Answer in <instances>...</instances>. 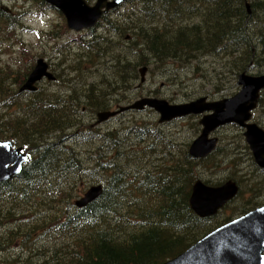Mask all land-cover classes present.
Segmentation results:
<instances>
[{
  "label": "trees",
  "instance_id": "trees-1",
  "mask_svg": "<svg viewBox=\"0 0 264 264\" xmlns=\"http://www.w3.org/2000/svg\"><path fill=\"white\" fill-rule=\"evenodd\" d=\"M247 1L251 13L246 9ZM124 6L130 7L131 12L125 15L120 10L118 15L112 16L114 18L104 17L99 29L74 34L64 25V34L52 28L51 32H46L52 40L63 41L59 49L65 47L66 53H70L66 67L58 69L59 78L64 75L68 92L39 89L32 93L34 96L26 94V101L19 103L18 98L25 94L18 90L32 68L21 73L14 65L15 70L11 65H0V139L10 136L14 143L25 148L29 157L32 156L17 178L0 186V236L8 238L0 242L3 252L10 247L3 246L16 239L23 243L21 253L27 252L30 259L38 261L41 257L44 264H163L233 216L244 215L264 202L260 203L253 193L264 189L263 182L257 180L260 169L251 163L252 170L239 176L232 170H241L242 159L231 156L213 164L216 170L211 174H221L228 169L217 178L216 185L226 179L236 180L239 186L242 182L253 181L255 186L242 185L246 194H252L247 199L242 191L230 204L239 202L231 214L224 209L217 216L200 218L192 210L190 198L200 168L208 170L207 164L199 167L201 163L189 156H176L171 146L163 145L159 151V140L153 138L158 134L155 135V129L147 121L127 129L97 132L98 127L87 119L88 112L95 116L110 109L109 101L114 95L111 89L117 88L124 95L137 88L139 81L132 77L138 68L151 66L153 56L155 61L161 57L164 61L186 57L187 52L191 54L189 43L183 44L179 37V34L191 36L190 30L171 24L180 12L201 17L192 25L193 31L198 33L196 40L217 42L209 46L202 44L196 51H202L204 56H226V61L216 70L222 74L219 87L223 86L224 79L237 76L241 71L264 70V51L261 54L259 41L264 38V0H130ZM49 8L45 0H36L35 11L31 14L38 12L36 15L43 16ZM21 17L0 6L1 43L7 40L11 47L20 43ZM113 40L118 41L116 47H106ZM234 51L239 52L237 57ZM111 53L117 54L114 61H105ZM120 96H116V102L126 97L120 99ZM18 105L21 110L9 112ZM81 144L90 148L88 166L76 147ZM132 149H136V154ZM245 149L248 153L247 147ZM232 165L238 168H231ZM209 179L212 180L207 182L209 184L215 180ZM86 180L103 184L102 196L78 208L69 199L67 188L73 190L80 181ZM39 193L42 195L40 201ZM16 200L21 201L17 209L14 207ZM47 201H53L51 206ZM30 206L37 215L31 210L26 212L33 221L28 228L23 210ZM37 230L52 234L56 244L39 249L41 246L30 236Z\"/></svg>",
  "mask_w": 264,
  "mask_h": 264
},
{
  "label": "water",
  "instance_id": "water-1",
  "mask_svg": "<svg viewBox=\"0 0 264 264\" xmlns=\"http://www.w3.org/2000/svg\"><path fill=\"white\" fill-rule=\"evenodd\" d=\"M46 1L64 14L70 30L81 31L82 29L94 27L104 14L127 0H114L112 2L97 0L95 6L87 5L85 0ZM145 71V69L141 71L142 81L145 79ZM44 78L49 81L56 80V77L49 72V65L43 59H40L22 86L21 92L36 91L35 85ZM239 85L243 89L235 97L217 103H210L209 106L205 99L180 106H170L165 101L143 99L123 108L122 111H140L145 106L152 107L161 114V122H164L190 114H199L205 110H213L214 115L203 120L205 126L204 136L193 143L190 154L194 158L207 156L215 145V141H208L209 133L218 126L238 122L240 126L247 127L245 133L247 142L257 164L264 168V133L255 125H244L249 118V112L256 107L259 91L264 88V76L252 78L243 73L239 77ZM116 114L117 112L99 113L97 123H102ZM25 161L26 157L21 155V149L13 150L10 142L0 141V182L9 180L18 174ZM101 194V186L92 187L85 194V197L77 202V206L84 207L98 199ZM237 194L238 187L234 182L230 181L221 187L212 188L206 186L202 181H198L193 188L190 205L197 215L206 218L216 215ZM164 264H264V206L218 228L190 247L185 253Z\"/></svg>",
  "mask_w": 264,
  "mask_h": 264
},
{
  "label": "rangeland",
  "instance_id": "rangeland-1",
  "mask_svg": "<svg viewBox=\"0 0 264 264\" xmlns=\"http://www.w3.org/2000/svg\"><path fill=\"white\" fill-rule=\"evenodd\" d=\"M35 3H36V0H0V6L1 7H3V6L7 7L9 10H11L12 13H15V14L16 13L20 14V15L23 14L21 17V20H23L22 21L23 25L21 26V30L18 32V36H20V43L18 45L14 44V46L11 47V45L9 44V42L7 40H4L2 43L0 42L1 43V45H0V65L5 66L6 64H10L12 67L14 65L16 70L21 71V73H22L29 68H33L36 65L37 60L42 58V59H46V61L53 67V73L55 75L56 74L58 75V73H59L58 69H62V68L66 67V64L68 63V61L70 59V57H69L70 53H66V49L63 47H62V49H59L60 46L62 45L63 41H61V40L58 41V38L52 40L51 35H50V37H48L46 35V32H51L50 28L53 27L52 31H57L59 34H64L65 33L64 25H66L65 20L61 17V15L58 12H54L53 10H51V11H48L46 13V15L43 17L42 16L39 17V16L35 15L36 17H38V19L34 22H29L31 20V18L33 17V15H28V14H26V12H28L31 9H35ZM120 10H122L125 15L131 12L130 11L131 8L126 7V6L122 7V9H120ZM120 10L115 11L113 14L118 15ZM135 11H137V10H135ZM150 17L152 18V16H150ZM24 18H25V20H24ZM199 20H201V17H199L195 14H192L190 12L177 13L175 20L171 24L177 25V26L182 27L184 29L186 28V29L190 30L191 36L186 37V36H182L181 34H179V37L182 40L183 44H186V42L189 43L188 47L190 48V50L192 49L191 54L189 55L187 52L186 57L178 58V59L175 58L173 61L170 59H167V60L165 59L164 61H162L159 64V67H161L163 69V71H161L159 77L156 76L154 78H150V80L147 82L145 87L140 88V89L135 88L129 95L119 94V89H117V88L111 89V92L114 94L111 97V101H109L111 103V105H110L111 111L116 110L118 106H127L128 102L130 105L131 103H134L138 99L146 97L147 93H149L152 90H155L157 87H159V89L164 92V95H163L164 98H169L172 96L173 93H176V98L174 100L175 101L174 103L179 104L182 102H187V101L193 100L194 93H195L194 89L191 90V92H192L191 94L185 93L184 90L182 89V87L177 86L178 79H177L175 74L170 73V68H172V66H173L172 64L192 63L193 61H195L197 56L199 55V53L202 52V51H196V50L201 48L202 44L206 43L207 44L206 46H209L212 44L216 45L217 42L214 41L213 39H206V40H204L203 38H200L197 40L195 39V36L198 33L193 31L192 25ZM43 24H46L47 28L42 27L41 25H43ZM24 29H26V30H24ZM68 31L70 33H73L70 30H68ZM181 33H183V32H181ZM40 34H41V37H40ZM174 36H176V35H174ZM174 36H172L171 39H173ZM117 42L118 41L113 40V41H111V43H108L106 47L113 49L116 47L115 43H117ZM226 43L230 44L229 42H226ZM119 45H121V43H119ZM118 51H119V49H118ZM128 51H129V49H128ZM187 51H188V49H187ZM61 53H63V55H61ZM115 55H117V54L111 53V54L107 55V57L104 60L112 62V61H114L113 58H115ZM57 60L59 61V63ZM62 63H63V66H62ZM55 64L58 65L59 67L56 66ZM166 64H168V65H166ZM198 65H201L202 67L206 68L208 66V63H207V61L200 60V63ZM14 67H13V70H15ZM55 69H57V70L55 71ZM166 69L168 70L167 73L165 71ZM260 70L261 69L255 68L254 71L259 72ZM63 77H64V75H62L59 79H57L56 82L45 81L44 83H42L40 88H42L44 90L48 89L51 92H56V93L57 92H63L64 93L67 90L66 89L67 82H64L65 79ZM196 77L197 78L194 80V83L199 88H201V85L207 83V80L204 77H202V73L197 72ZM235 78L236 77L232 76V78L230 80H235ZM167 87H170L172 90L168 91ZM205 88L207 91H209V89H210V87L208 85L205 86ZM138 91H140V92H138ZM134 92H137V94ZM119 95L126 96L123 98H122V96L119 97L120 99L122 98V102H120V103L115 101L116 96H119ZM195 96L197 98L200 95L196 93ZM25 99H26V95L19 97L17 101L19 103H21V101L24 102ZM125 104H127V105H125ZM19 109L20 110L22 109L20 105L15 106L14 109L9 110V112L10 111H18ZM123 112L125 114L121 113V115L107 121L108 123L107 122L103 123L102 124L103 127L100 126L101 129L103 128L102 130H104V131L108 130L109 128H121V129H123V128H127L126 125H128V124H129L128 126H131L133 124L139 123L141 120L147 121L151 118H155V115L151 114L148 111H146V112L143 111L141 113H139V112L133 113V111H129V112L123 111ZM130 112H132V113H130ZM126 113H128V114H126ZM95 118H96V115L94 116V115H92V113L88 112L87 119H89L88 120L89 123L90 122L93 123ZM157 119H158V117H157ZM257 120L261 123H264V118L257 119ZM100 127L97 128V132L99 130H101ZM165 129H166L165 131H167V132L168 131L180 132L184 138L180 141H183V142L187 141L191 136H192V138L195 136V132H194L193 128L188 129L189 130L188 131L183 126V123H178V121L169 125ZM238 133H241V131L237 128H233L232 126L225 128L222 131H220L219 137L221 138V136H225V140L220 142L219 147H220L221 151H220L218 156H220L222 154L221 152H223V156H222V158H223V157H225L224 155H226L232 149L234 142H233V140H228L227 136L231 137L232 135H234V137H237ZM195 138L196 137H194L193 139H195ZM4 140H11V137L9 136V138H5ZM97 143H98L97 140L94 141V145ZM15 146L20 147L21 144L15 143ZM76 147H77L78 151L80 152V155L82 156V158L86 162L85 165L86 166L90 165V163H91V160L89 159V157L91 155L90 148L86 144L85 145L84 144L77 145ZM132 151L134 154H136V149H132ZM222 158L220 157V159H222ZM261 180L264 182V178H261ZM97 184L98 183L93 182L92 180H86L85 182L80 181L79 185H76L73 188V190H71L70 188L69 189L67 188V191L69 193L68 197H69V199H71V202L74 203L76 200H78L80 198L79 195L80 194L82 195V192H84L86 188L88 189L91 186L97 185ZM242 184H246L248 186H255L253 181H247V182H244ZM262 192H264V189L262 190ZM41 197H42V195H40V193H39V195H38L39 201L41 200ZM259 200L264 201V196L262 198H260ZM51 203H53V201H47V205L51 206ZM19 205H21V201L16 200V203L14 204V206L16 207L15 209H17V206L19 207ZM65 205H67V204H65ZM238 205H239L238 201L235 204L230 205L228 210H226L227 214H231L233 209ZM31 207L32 206H30V208ZM30 208H26L23 210L24 214H25V216H23V218L25 217L23 220H25L27 218L26 220H28V221L25 220L26 221L25 225L28 226V228H31V225H33V221L29 220L30 218L28 217L26 212L28 210H31L33 212V214L36 215L35 214L36 210H34L32 208L30 209ZM42 224H46V223H42ZM48 224H50V223H48ZM56 224H57V222L53 223V226H51V227L54 228V226ZM44 232H45V234H42ZM44 232L43 231L40 232L37 230L35 232H32V235L30 234V236L34 239V241L36 242V244L38 246L39 245L41 246L43 244L42 247L39 248L42 250H44L48 246L51 247V246L55 245V244H53V243H55V238L53 237V235L50 233H46L45 230H44ZM42 238H43V240H42ZM4 239H8V238H6V236H0V242H2ZM22 245H23V243L17 241L16 239H14L12 241L9 240L8 243H6L3 246V248L10 246L9 250L10 249L11 250L6 251V252H8V253H6L5 251L2 252V250L0 249V264L1 263L5 264L6 262H7L6 264H44V263H42L43 258H40L38 261L37 259L35 260L34 258L30 259L29 258L30 256L28 255L27 252L26 253H21V252L19 253V251H21V250H20V248H17V247H20ZM11 247H13V248H11ZM37 249H38V247H37ZM27 251H29V249ZM18 255H19V257H18ZM20 255H23V256H20ZM27 257H28V259H27ZM14 258H16V259H14ZM1 260H3V261H1ZM3 262H5V263H3Z\"/></svg>",
  "mask_w": 264,
  "mask_h": 264
},
{
  "label": "flooded vegetation",
  "instance_id": "flooded-vegetation-1",
  "mask_svg": "<svg viewBox=\"0 0 264 264\" xmlns=\"http://www.w3.org/2000/svg\"><path fill=\"white\" fill-rule=\"evenodd\" d=\"M92 0H86V2L87 3H89V5H93V3H95L94 2V0L91 2ZM118 9H120V8H116V9H114V10H112L110 13L109 12H107L106 14H104L103 16H105V17H108V18H113L112 16H113V13L115 12V10L117 11ZM54 12H58L59 13V10H57V9H52ZM112 14V15H111ZM109 15V16H108ZM111 15V16H110ZM85 32H87V31H84V32H82V33H85ZM162 57L161 58H159L157 61H155V56H153V64L151 65V66H149L148 68H149V73H148V77L150 76L151 78H154V77H159V75H160V73H161V71H163V69L161 68V67H159V64L162 62ZM153 68V70L151 71V69ZM50 71H52L53 72V67H51V65H50ZM151 71V72H150ZM166 71V73L168 72V70L166 69L165 70ZM172 70L170 69V72H171ZM150 77H149V79H148V81L150 80ZM57 79H59V76L57 75ZM45 81H43L42 83H44ZM42 83H41V85H42ZM165 84V83H164ZM166 85V84H165ZM145 87V86H144ZM137 88H139V87H137ZM167 90L168 91H171L172 89L170 88V87H167ZM135 93H137V92H135ZM164 92L163 91H161L160 89H159V87H157L155 90H152V91H150L149 93H147L146 94V97H148V99H151V100H166L169 104H171V105H173V104H178V103H174L175 101V98H176V93H173L172 94V96L171 97H169V98H164ZM149 96H151V97H149ZM153 96V97H152ZM146 97H143V98H146ZM173 104H172V103ZM183 103V102H182ZM146 111H148V112H150L151 114H154L155 115V118H151V119H149V120H147L148 121V123H149V125L152 127V129H155V135H157V137H155V139H158L159 140V150H161V148L163 147V145L164 146H168V147H170L171 145H172V143L174 142V141H176V140H182V139H184L183 138V136H182V134L180 133V132H178V131H165L166 129H164V127H168L169 125H171V124H173L174 122H176V121H178V123H183V126L188 130V129H190L191 128V126H192V124L194 123V118L193 117H191V116H189V117H183V118H176V119H173V120H171V121H164V122H161V115L154 109V108H146V110L144 111V112H146ZM157 117H158V119H157ZM155 121H156V123H155ZM159 126V127H158ZM159 128H161V129H159ZM189 131V130H188ZM198 131V130H197ZM196 131V132H197ZM220 131H222V130H219L218 132H217V134H214L213 135V137L214 138H217V139H219V143H220V141H221V138L219 137V133H220ZM195 132V133H196ZM160 135V136H159ZM169 138H170V140H169ZM164 143V144H163ZM218 143V144H219ZM171 144V145H170ZM1 186V185H0ZM20 249H22V248H20Z\"/></svg>",
  "mask_w": 264,
  "mask_h": 264
},
{
  "label": "bare ground",
  "instance_id": "bare-ground-1",
  "mask_svg": "<svg viewBox=\"0 0 264 264\" xmlns=\"http://www.w3.org/2000/svg\"><path fill=\"white\" fill-rule=\"evenodd\" d=\"M93 1V0H92ZM91 1V2H92ZM138 1V0H137ZM94 2H95V0H94ZM129 2V1H128ZM247 3V2H246ZM89 4V3H88ZM94 4V3H93ZM129 4V3H128ZM130 5V4H129ZM42 6V5H41ZM127 6V5H126ZM135 6V5H134ZM138 7H139V5H138ZM247 9V8H246ZM116 11V10H115ZM7 14V13H6ZM127 15V14H126ZM109 16V15H108ZM111 16V15H110ZM114 18V17H113ZM253 18H255V17H253ZM104 23V22H103ZM23 30V29H22ZM61 31V30H60ZM117 32V31H116ZM115 32V33H116ZM62 33V32H61ZM130 34H132V33H130ZM50 35V34H49ZM53 35V34H52ZM111 35V34H110ZM80 43V42H79ZM77 46H78V44H77ZM80 46V45H79ZM81 47H82V45H81ZM65 48V47H64ZM84 49V48H83ZM73 51V50H72ZM84 51V50H83ZM59 52V51H58ZM82 52V51H81ZM129 53H131V52H129ZM45 55V54H44ZM42 56V55H41ZM40 56V57H41ZM45 57V56H44ZM70 57V56H69ZM71 58V57H70ZM73 58H75V57H73ZM55 59V58H54ZM91 59V58H90ZM33 60V59H32ZM46 60V59H45ZM76 60V59H75ZM80 60V59H79ZM58 61V60H57ZM58 63H59V61H58ZM68 64V63H67ZM8 65H10V64H8ZM32 65V64H31ZM56 65V64H55ZM89 65H91V64H89ZM108 65V64H107ZM106 65V66H107ZM56 66H58V65H56ZM62 66H63V63H62ZM65 66V65H64ZM94 66V65H93ZM52 67V66H51ZM59 67V66H58ZM61 68V67H60ZM96 68V67H95ZM58 69V68H57ZM57 69H55V71L57 70ZM63 69V68H62ZM73 69V68H72ZM90 69V68H89ZM60 70V69H59ZM58 70V71H59ZM66 70V69H65ZM65 70H64V72H65ZM78 70V69H77ZM83 70V69H82ZM88 70V69H87ZM60 72V71H59ZM82 72V71H81ZM80 73V72H79ZM90 73V72H89ZM61 74H63V73H61ZM87 74V73H86ZM81 76V75H80ZM86 77V76H85ZM79 78V77H78ZM82 78V77H81ZM79 80V79H78ZM77 83H79V82H77ZM87 83H88V81H87ZM101 84V83H100ZM100 84H98V85H100ZM96 85V84H95ZM85 86V85H84ZM14 87H15V85H14ZM95 87V86H94ZM18 89V88H17ZM70 90V89H69ZM132 90H133V88H132ZM77 91V90H76ZM80 91V90H79ZM66 92H68V90L66 91ZM138 92H140V91H138ZM18 93V92H17ZM65 93V92H64ZM37 94V93H36ZM42 94V93H41ZM79 94V93H78ZM77 94V95H78ZM127 94V93H126ZM129 94V93H128ZM137 94V93H136ZM139 94V93H138ZM30 95V94H29ZM33 96H34V94H32ZM149 97H151V96H149ZM153 97V96H152ZM129 98V97H128ZM146 98H148V97H146ZM24 100V99H23ZM26 101V100H25ZM28 101V100H27ZM188 102V101H187ZM132 104V103H131ZM122 105V104H121ZM125 105H127V104H125ZM128 105H129V102H128ZM52 108V107H51ZM93 110V109H92ZM99 113H101V112H99ZM98 113V114H99ZM98 114L96 115V118L94 119V120H96L97 118H98ZM125 114V113H124ZM126 114H128V113H126ZM89 120V119H88ZM91 121V120H90ZM93 121V120H92ZM141 122V121H140ZM108 123V122H107ZM155 123H156V121H155ZM144 124V123H143ZM3 125V124H2ZM129 125V124H128ZM128 125H126L127 127H129ZM89 126V125H88ZM96 126V125H95ZM142 126V125H141ZM85 127V126H84ZM103 127V126H102ZM159 127V126H158ZM88 128V127H87ZM94 128H96V127H94ZM132 128V127H131ZM90 129V128H89ZM100 129H101V127H100ZM103 129V128H102ZM127 129V128H126ZM159 129H161V128H159ZM134 130V129H133ZM79 131V130H78ZM100 131V130H99ZM98 131V132H99ZM104 131V130H103ZM147 132V131H146ZM134 133V132H133ZM103 134V133H102ZM107 134H108V132H107ZM149 134V133H148ZM105 135H106V133H105ZM160 136V135H159ZM136 137V136H135ZM143 137H145V136H143ZM153 137V136H152ZM148 138V137H147ZM153 138H155V137H153ZM146 139V138H145ZM89 140V139H88ZM137 140V139H136ZM152 140V139H151ZM154 140V139H153ZM169 140H170V138H169ZM20 141V140H19ZM91 141V140H90ZM87 142V141H86ZM148 142H150V139H149V141ZM154 142V141H153ZM91 143V142H90ZM219 143V142H218ZM88 144H89V142H88ZM164 144V143H163ZM85 145V144H84ZM171 145V144H170ZM60 146V145H59ZM159 146V145H158ZM167 146V145H166ZM93 147V146H92ZM106 147V146H105ZM165 147V146H164ZM79 148V147H78ZM159 148V147H158ZM162 149V148H161ZM165 149V148H164ZM228 149V148H227ZM102 150V149H101ZM109 151H110V149H108ZM224 150V149H223ZM28 151V150H27ZM131 151V150H130ZM159 151H161V150H159ZM167 151V150H166ZM165 151V152H166ZM100 153H101V151H100ZM103 153V152H102ZM101 153V154H102ZM222 153V152H221ZM164 154V153H163ZM219 155V154H218ZM107 156H109V155H107ZM151 156H152V154H151ZM162 156V155H161ZM164 156V155H163ZM225 156V155H224ZM32 157V156H31ZM31 157H29V158H31ZM88 157V156H87ZM154 157V156H153ZM159 157V156H158ZM123 158V157H122ZM121 158V159H122ZM222 158V157H221ZM224 158V157H223ZM222 158V159H223ZM35 159V158H34ZM102 159H103V156H102ZM101 159V160H102ZM33 160V159H32ZM96 160V159H95ZM128 160V159H127ZM153 160V159H152ZM159 160V159H158ZM105 161V160H104ZM122 161H124V159H122ZM103 162V161H102ZM157 162V161H156ZM159 162V161H158ZM225 162V161H224ZM226 162H227V160H226ZM28 163V162H27ZM128 163V162H127ZM129 164V163H128ZM226 164V163H225ZM204 165V164H203ZM223 165V164H222ZM231 165V164H230ZM238 165V164H237ZM129 166V165H128ZM197 166V165H196ZM239 166V165H238ZM207 167V166H206ZM238 168V167H237ZM219 169V168H218ZM217 169V170H218ZM236 174V173H235ZM238 175V174H237ZM241 176V175H240ZM233 177V176H232ZM229 178V177H228ZM17 180V179H16ZM102 196V195H101ZM8 199V198H7ZM76 200V199H75ZM232 204V203H231ZM13 205V204H12ZM46 206V205H45ZM76 206V205H75ZM15 207V206H14ZM41 207H42V205H41ZM47 207V206H46ZM34 208V207H33ZM31 209V208H30ZM43 209V208H42ZM45 209V208H44ZM47 209V208H46ZM81 210V209H80ZM253 210V209H252ZM44 211V210H43ZM13 212H16V211H13ZM18 213V212H17ZM22 213V212H21ZM41 213V212H40ZM19 214H20V212H19ZM36 214V213H35ZM16 215V214H15ZM34 215V214H33ZM37 215V214H36ZM39 215V214H38ZM48 215V214H47ZM17 216H18V214H17ZM217 216V215H216ZM234 217V216H233ZM25 218V217H24ZM23 218V219H24ZM36 218H37V216H36ZM27 219V218H26ZM25 219V220H26ZM35 219V218H34ZM43 219V218H42ZM212 219V218H211ZM1 223V222H0ZM222 223V222H221ZM257 223V222H256ZM255 223V224H256ZM4 224H5V222H4ZM42 224V223H41ZM258 224V223H257ZM1 225V224H0ZM253 226V225H252ZM254 227H256V226H254ZM260 227V226H259ZM7 228V227H6ZM5 230V229H4ZM253 230V229H252ZM1 232V231H0ZM2 233V232H1ZM41 234V233H40ZM49 238V237H48ZM46 239V238H45ZM42 240H43V238H42ZM47 241V240H46ZM59 243V242H58ZM45 244V243H44ZM53 244H56V241H55V243H53ZM60 244V243H59ZM43 245V244H42ZM42 245H41V247H42ZM14 246V245H13ZM18 246V245H17ZM40 246V245H39ZM45 246V245H44ZM48 246V245H47ZM35 247V246H34ZM38 247V246H37ZM49 247V246H48ZM52 247V246H51ZM58 246H56V248H57ZM61 247V246H60ZM11 248H13V247H11ZM17 248H19V247H17ZM28 249V248H27ZM11 250V249H10ZM9 250V251H10ZM42 250V249H41ZM8 251V250H7ZM3 252V251H2ZM5 252H6V250H5ZM20 252V251H19ZM40 252V251H39ZM185 252V251H184ZM8 253V252H7ZM3 254V253H2ZM31 255H33V254H31ZM20 256H23V255H20ZM40 256V255H39ZM18 257H19V255H18ZM24 258V257H23ZM26 258V257H25ZM41 258V257H40ZM14 259H16V258H14ZM27 259H28V257H27ZM26 260V259H25ZM36 260V259H35ZM48 260V259H47ZM1 261H3V260H1ZM19 261V260H18ZM3 263H5V262H3ZM7 263V262H6ZM5 263V264H6ZM12 263V262H11ZM2 264V263H1Z\"/></svg>",
  "mask_w": 264,
  "mask_h": 264
},
{
  "label": "clouds",
  "instance_id": "clouds-1",
  "mask_svg": "<svg viewBox=\"0 0 264 264\" xmlns=\"http://www.w3.org/2000/svg\"><path fill=\"white\" fill-rule=\"evenodd\" d=\"M38 19V17H36L35 15H33V17L31 18V20L29 21V22H34V21H36ZM42 27H44V28H47V25L46 24H43V25H41Z\"/></svg>",
  "mask_w": 264,
  "mask_h": 264
}]
</instances>
